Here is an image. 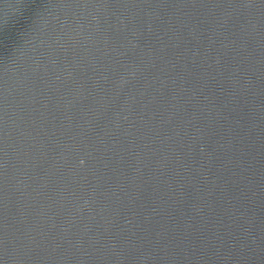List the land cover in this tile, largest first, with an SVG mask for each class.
<instances>
[{
    "label": "water",
    "instance_id": "1",
    "mask_svg": "<svg viewBox=\"0 0 264 264\" xmlns=\"http://www.w3.org/2000/svg\"><path fill=\"white\" fill-rule=\"evenodd\" d=\"M0 264H264V0H0Z\"/></svg>",
    "mask_w": 264,
    "mask_h": 264
}]
</instances>
